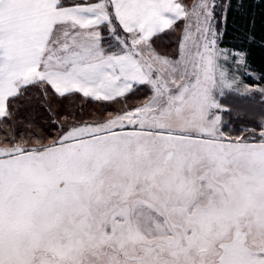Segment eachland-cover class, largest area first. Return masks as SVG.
Returning a JSON list of instances; mask_svg holds the SVG:
<instances>
[{"label": "rangeland", "instance_id": "374dc122", "mask_svg": "<svg viewBox=\"0 0 264 264\" xmlns=\"http://www.w3.org/2000/svg\"><path fill=\"white\" fill-rule=\"evenodd\" d=\"M184 2L172 50L88 33L137 57L129 96L49 145L0 146V264H264V83L218 46L214 1Z\"/></svg>", "mask_w": 264, "mask_h": 264}, {"label": "crops", "instance_id": "0c3cea01", "mask_svg": "<svg viewBox=\"0 0 264 264\" xmlns=\"http://www.w3.org/2000/svg\"><path fill=\"white\" fill-rule=\"evenodd\" d=\"M175 0H0V118L20 87L43 81L58 95L113 100L144 84L130 50L105 54L88 33L114 19L139 42L179 20ZM172 16V17H170ZM135 39V43L136 42ZM142 76V77H141Z\"/></svg>", "mask_w": 264, "mask_h": 264}, {"label": "trees", "instance_id": "16d2710c", "mask_svg": "<svg viewBox=\"0 0 264 264\" xmlns=\"http://www.w3.org/2000/svg\"><path fill=\"white\" fill-rule=\"evenodd\" d=\"M213 1L219 36L218 46L228 52L238 53L242 56L243 67L248 73V75L243 76L246 84H263L264 0ZM182 21L183 19L177 20L168 29L153 36L149 41L159 39L163 41V50L173 48L175 39L178 37V35L174 37L173 33H176L177 26H181ZM110 23L111 28H114L118 35L119 32L126 36L133 34L122 31L112 18ZM100 28L103 32L105 26ZM105 39L106 37L103 38L104 41H106ZM104 41L102 42L103 45H105ZM103 47L107 49V54L120 53V51H110L107 46ZM130 94L131 92L122 98ZM120 98L105 101L92 99L76 92L58 95L48 84L35 80L20 87L18 93L8 99L5 115L0 118V146L19 144L22 147H41L49 145L56 140L60 133L59 129H64L66 123H70L72 120L80 121L83 117H90L92 113L98 115L96 107L99 108L100 113L102 105H110ZM261 106H264L263 102H259V107ZM246 107L237 108L236 113L239 112L243 118H236V122H244L247 126L259 128L258 125H261V120H263L261 118L262 109L257 110L258 107H252L246 111ZM107 110H109L108 106L104 107L102 111ZM258 112L259 115H257Z\"/></svg>", "mask_w": 264, "mask_h": 264}]
</instances>
